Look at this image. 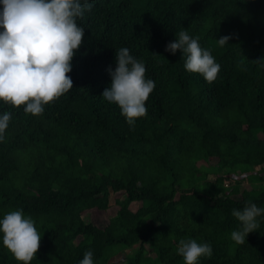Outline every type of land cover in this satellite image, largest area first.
<instances>
[{"label": "trees", "instance_id": "1", "mask_svg": "<svg viewBox=\"0 0 264 264\" xmlns=\"http://www.w3.org/2000/svg\"><path fill=\"white\" fill-rule=\"evenodd\" d=\"M93 3L77 21L73 89L40 116L0 101L12 114L0 141V219L22 210L34 220L31 264H80L87 251L94 264H184L181 239L211 245L198 264H264V215L243 244L231 240L233 209L264 208V0ZM185 29L220 65L214 82L165 50ZM122 47L156 85L134 129L102 98ZM0 264H18L2 233Z\"/></svg>", "mask_w": 264, "mask_h": 264}, {"label": "clouds", "instance_id": "2", "mask_svg": "<svg viewBox=\"0 0 264 264\" xmlns=\"http://www.w3.org/2000/svg\"><path fill=\"white\" fill-rule=\"evenodd\" d=\"M0 101L27 114L40 116L49 105L73 89L72 61L81 48L85 29L77 21L94 6L93 0H0ZM247 2V0H246ZM229 36L220 38V47L228 45ZM175 55L183 53L184 68L189 73L214 82L221 70L211 52L202 48L199 37L188 31L176 33V40L165 49ZM115 69L109 68L111 86L102 98L119 106L130 128L147 114L146 102L155 89V82L146 79L145 64L134 58L127 47L116 50ZM264 65V61H256ZM12 114H0V141L9 126ZM239 221L231 240L243 244L259 227L258 217L264 208L246 203L242 210L233 209ZM3 246L18 264H31L40 249L41 236L31 217L22 210L7 213L0 219ZM177 252L184 264H198L203 256H211L208 243L181 239ZM80 264H94L93 252L87 251Z\"/></svg>", "mask_w": 264, "mask_h": 264}, {"label": "rangeland", "instance_id": "3", "mask_svg": "<svg viewBox=\"0 0 264 264\" xmlns=\"http://www.w3.org/2000/svg\"><path fill=\"white\" fill-rule=\"evenodd\" d=\"M209 179H211V177H209ZM110 205H111V206H110V209H109V211H108L106 214H107V216H108V214H109V216L112 217V216L115 215V213H116L118 207L113 203V201H111ZM131 209H132V210H135V209H136V205L133 204V205L131 206ZM124 257H125V253H121V254H119L118 256L115 257V260L118 262V261H121ZM117 262H116V263H117Z\"/></svg>", "mask_w": 264, "mask_h": 264}]
</instances>
